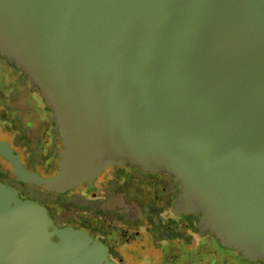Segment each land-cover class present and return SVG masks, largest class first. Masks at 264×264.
<instances>
[{"label": "water", "instance_id": "water-1", "mask_svg": "<svg viewBox=\"0 0 264 264\" xmlns=\"http://www.w3.org/2000/svg\"><path fill=\"white\" fill-rule=\"evenodd\" d=\"M0 55L49 108L64 193L109 166L167 174L175 214L264 262V0H0ZM0 264H113L81 228L0 181Z\"/></svg>", "mask_w": 264, "mask_h": 264}, {"label": "flooded vegetation", "instance_id": "flooded-vegetation-1", "mask_svg": "<svg viewBox=\"0 0 264 264\" xmlns=\"http://www.w3.org/2000/svg\"><path fill=\"white\" fill-rule=\"evenodd\" d=\"M0 57L4 59L3 56L0 55ZM5 61L7 62V59ZM23 78L21 79L22 85L27 84L28 87L27 78ZM18 87L19 92L16 95L10 89H5L0 93V127L11 132L23 144L30 147L34 146L29 148L30 155L32 153L40 155V151H43L48 157L50 147L55 144L52 141V132L49 128L45 130L48 134L47 141H37L33 138L32 142H25L26 135L35 134L33 113L37 114L40 120H43L44 115L38 114V107L40 106L42 109L41 105L36 100H30L23 96L21 85ZM115 170L118 171L117 168ZM2 173L5 172H0V178ZM5 174L7 179H0V181L15 188L17 196L21 199L28 198L21 195L18 187L10 182V175ZM98 176L92 182L91 187H95L94 191L88 192L89 195L85 196V199H98L100 209L93 211L96 212L95 216L100 219L97 227L105 234L107 243L99 238L97 240L104 244L107 258L113 264H133L134 261L137 264L138 261L153 262L154 257H156L154 253H151L153 249L161 253V260H155L156 264H264L258 259L248 260L244 258L240 252L233 248L220 246L214 234L210 232L199 234L197 229L194 230L186 221L178 219L174 222L173 227L180 236L173 239L166 238V236L163 239L160 238L159 231L156 228H153L154 232L149 229L150 226L145 219L139 221V217L143 214L154 215L160 222L166 221L170 217V213H168L171 211L170 201L178 195L179 188L176 181L169 175L122 169L118 174L107 172L102 177L98 178ZM162 179L165 181L163 182ZM123 183H125L124 187L117 191V187ZM166 184L170 186V190ZM174 188L177 189L172 195ZM40 204L46 208L53 223L52 218L55 214L61 213L63 202L50 196L48 204ZM88 209L91 208L89 206L83 208L84 211ZM83 214L89 222L95 217L89 216L85 212ZM194 215H196L195 224L199 214ZM182 231H187V233L182 235ZM88 235L92 239H96L89 233ZM143 238L148 241L151 240L150 246L148 242L146 244L143 241ZM135 241L139 242L136 243ZM135 244L138 246L134 247Z\"/></svg>", "mask_w": 264, "mask_h": 264}, {"label": "rangeland", "instance_id": "rangeland-1", "mask_svg": "<svg viewBox=\"0 0 264 264\" xmlns=\"http://www.w3.org/2000/svg\"><path fill=\"white\" fill-rule=\"evenodd\" d=\"M19 74L20 71L18 68H16L15 66H11V64L8 63V61L6 62L5 59H2L0 57V93L5 90V89H10V91L12 90V92L16 95L19 92V85L21 83V79H19ZM30 86H28L29 88ZM30 91L31 88H29ZM28 99H38L40 98V96L36 93H31L29 96H27ZM41 99V98H40ZM47 110V108H46ZM38 114L40 115H44L42 109L40 108V106L38 107ZM33 123L36 127L35 130V134H29L26 135V139L25 142H32L31 140L36 139L37 141H47L48 138V134L45 132V130L48 128L47 124L45 121L40 120L39 117H37V114L33 113ZM0 140L5 141L14 151V153L16 154V156L18 157L19 161L21 162V164L28 169L29 171L35 172L36 174H38L41 177L44 176H49L52 175L56 170L55 167L57 166V152L59 153V148H60V144H59V139L58 137H55V147L53 149H51L52 151H50V156L48 157V159H46V155L44 154L43 151H40L41 154H35L32 153L34 160L31 158L30 154H29V148H27V144H23L22 142L18 141L11 132H7L6 130H3L0 127ZM34 146H31V148H33ZM36 155V156H35ZM116 166H109L105 169H103L97 176L102 177L104 174H106L107 172H116L115 170ZM123 169H127V171L129 170V167H123ZM131 170V169H130ZM5 172L8 173L9 176V180L11 183H13L14 185H16L18 187V189L20 190V193L22 196L28 197L30 199H33L39 203H46L48 204V198L50 196L48 195H53V191H45L43 190L41 187L36 186L34 184L31 183H19V181L16 180L15 177H13L12 173H11V167L9 162L4 159L2 156H0V172ZM122 171V170H121ZM119 171V172H121ZM2 175V174H1ZM162 181L164 182L165 180L162 179ZM79 187H82V184H79ZM125 185V183H123L120 187H117V191L120 188H123ZM78 186V185H77ZM168 190H170V186L168 184H166ZM175 189L174 188V192L172 195L175 194ZM179 193V192H178ZM154 195V194H153ZM152 195V196H153ZM76 203H79V205H82L84 202V200H82V196L78 197L75 199ZM62 210L61 213L59 214H55V218L56 220H63L65 219L67 216H72V215H76L77 213H87L89 216H95L96 212H94L92 209H88L86 211L82 210L81 207H77L76 205H72V204H62ZM170 213V212H168ZM184 214V213H181ZM179 214V215H181ZM187 231L183 232L182 231V235L186 234ZM144 239V238H143ZM140 241V240H139ZM139 241H135L136 243H138ZM146 244L148 242V245L150 246V242L151 240H143ZM153 241V240H152ZM138 244H135L134 247H137ZM151 252V251H150ZM149 252V253H150ZM151 253H154L156 257H154V261L156 260H161V253L160 251H155L154 249L152 250ZM139 257V256H138ZM152 261H138V264H156L155 262ZM133 264H137V262H133Z\"/></svg>", "mask_w": 264, "mask_h": 264}, {"label": "trees", "instance_id": "trees-1", "mask_svg": "<svg viewBox=\"0 0 264 264\" xmlns=\"http://www.w3.org/2000/svg\"><path fill=\"white\" fill-rule=\"evenodd\" d=\"M3 58L6 60L5 57H3ZM13 66H15V65H13ZM19 71H20V79H22L23 76L21 75L22 74L21 70L19 69ZM22 84H23V82L20 83L21 88H22L23 96L27 97L31 93H36V92L40 96L41 99L40 98H39V100L36 99V101L42 107V111H43V114H44L43 121L46 122L48 128L51 130L52 137H53L52 141L54 142L55 137H57V135H56V132L53 129V121L51 119H49V115L50 114H49L48 106L46 105V103L44 102L41 94L38 91H30L29 90L30 87L28 88L27 84H25V85H22ZM46 108H47V110H46ZM22 129L24 130L23 127H22ZM3 130H5V129H3ZM53 145L50 147V149H53L55 147V144H53ZM27 148H31V147L28 145ZM50 151H52V150H50ZM50 153L51 152H49V156H50ZM30 156L34 160L33 155H30ZM48 157L46 159H48ZM116 168L118 169L117 174L119 173V171H121L123 169L122 166H116ZM129 169L137 171V169L132 168V167H129ZM0 179H2V180L7 179L6 174L2 173ZM19 183H21V182H19ZM81 184L83 185L82 187H79L80 185H78V186L69 188L64 193L53 192V195L50 194L48 196H52L56 200H58L60 202L76 205L77 207H81L82 210H83L84 207H87V206H89L94 211L100 209V206L98 204V199H85V196L89 195L88 192H93L95 187L89 188L86 183H81ZM80 196H82V200H84V202H85L82 205H79V203L75 202V199L80 197ZM90 197H92V196H90ZM169 212H170V217L166 221L164 220L163 222H160V220L157 219L154 215L150 216L149 214L141 215L138 220L141 221V219H145V221L150 226L149 229H152V231L154 232L153 228H156L159 231V233L161 234L159 237L162 238V239L165 236H166V238H169V239H173V238H176V237L180 236V234L173 227L174 222L178 221V219L188 222L189 225H191L194 230L196 229L195 224H194L196 215L189 214V213L181 214V215H175L171 211H169ZM52 219H53V224H55L57 226L70 225L71 227L84 229L90 235H92L94 238L102 239L104 242L107 243V238L104 236L105 234L102 231H100L99 228L97 227V224L100 223V219H98L97 216H95L94 219H91L90 222L86 219V216L83 213H77L76 215L67 216L63 220H56L55 216Z\"/></svg>", "mask_w": 264, "mask_h": 264}]
</instances>
